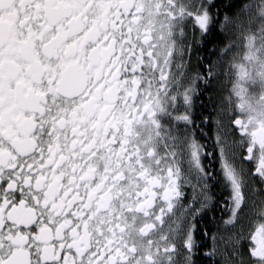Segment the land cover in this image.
Returning a JSON list of instances; mask_svg holds the SVG:
<instances>
[{
    "label": "snow or ice",
    "instance_id": "6c2138e0",
    "mask_svg": "<svg viewBox=\"0 0 264 264\" xmlns=\"http://www.w3.org/2000/svg\"><path fill=\"white\" fill-rule=\"evenodd\" d=\"M0 264H264V0H0Z\"/></svg>",
    "mask_w": 264,
    "mask_h": 264
}]
</instances>
